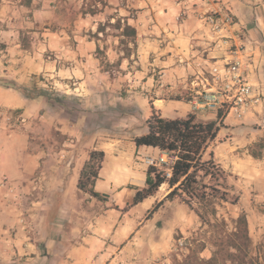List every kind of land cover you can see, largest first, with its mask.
Listing matches in <instances>:
<instances>
[{
	"label": "rangeland",
	"instance_id": "obj_1",
	"mask_svg": "<svg viewBox=\"0 0 264 264\" xmlns=\"http://www.w3.org/2000/svg\"><path fill=\"white\" fill-rule=\"evenodd\" d=\"M144 1L0 0V160L5 156L10 161H26L28 156L23 152L28 139L36 143V149L40 147L47 156H54L47 146L57 147L60 126L68 124L76 129L78 119L83 120L80 131L126 142L121 148V167L143 173L149 168L142 163L143 157L155 155L137 153L128 143L146 128L157 91L161 97L183 102L177 109L181 114H194L199 122L216 120L214 111L193 112L190 107L187 111L194 95L193 73L188 75V85L186 79L174 87L162 81L160 71L139 64L137 47L124 36L123 27L126 19L137 18ZM214 2L222 4L215 12L232 19L224 33L230 41L228 46L242 45L244 51L240 43L244 35L264 33V0L255 3L262 6L258 13L254 3H249L242 17L236 13L241 6L239 0ZM204 25V38L211 46L215 37ZM206 69L199 70L206 73ZM147 77L152 85H147ZM259 84H254L260 93L259 104L240 123H233L237 128L247 126L250 132L260 131V138L249 148L254 155L264 151V88ZM225 117L222 114L217 123ZM224 134L220 140L226 141ZM237 136L240 140L244 137L240 132ZM210 152L211 148L206 150L205 159ZM115 162L112 151L104 152L106 179L114 175L111 169ZM121 176L120 182H125ZM104 185H109L108 181ZM117 186L113 193H100L105 196L101 200L79 190L63 200L53 193H43L44 185L36 181L30 189L19 192L7 176L0 174V264H172L175 258L187 256L188 248L197 242L206 244L199 256L209 258L218 235L233 232L234 220L240 215L251 222L250 228L247 226L251 241L247 261L264 252V198H242L241 189L226 175L211 185L213 190H207L214 197L202 205L193 203V209L174 200L153 211L158 195L133 205L134 196L129 192L138 187L126 183ZM123 214H128L126 221L134 225L132 233L114 248L108 238L106 243H99L97 221L110 226L113 234ZM17 233L24 243L15 242Z\"/></svg>",
	"mask_w": 264,
	"mask_h": 264
},
{
	"label": "crops",
	"instance_id": "obj_2",
	"mask_svg": "<svg viewBox=\"0 0 264 264\" xmlns=\"http://www.w3.org/2000/svg\"><path fill=\"white\" fill-rule=\"evenodd\" d=\"M239 1L241 6L236 8V13L238 16L242 14L241 17L250 8L249 3H254L253 7L256 13H258V9L262 8V6L255 4L259 0ZM110 4H113V2H110ZM221 5L215 3L214 0H185L180 6H174L166 0H145L139 6L140 10L137 12V18L135 20L126 19L127 24L133 26L136 30L135 46L137 47L136 57L139 64L143 68L150 65L153 70L162 73L164 83L178 87L180 83H185L188 75L196 70L208 68L214 62L221 64L223 61L230 59L229 52L224 51V49L218 50L213 47V43L210 46L204 38L206 34L204 15L220 11ZM180 12L185 14L178 17ZM240 43L245 47L242 55L249 71L248 77L259 87V83H261V87L264 88V33L246 34ZM146 83L147 85L153 84L150 77H147ZM186 85H188V79ZM159 93V91L156 92V97L151 104L162 117L173 119L188 115V112L181 114L177 110L183 102L174 98L161 97ZM189 107L190 105L187 103V111H189ZM239 121L225 117L221 123L223 127H220L215 140L210 143L207 149L211 148L214 161L228 178H232V184H236L241 189L242 198L245 195L264 198V151L255 157L249 149L260 138L261 134L259 130H256L259 132H250L247 126L237 128L236 124L233 123ZM82 124L83 120L77 119L75 121L76 129L68 124L60 126L61 135L59 136L58 146H47L48 152L53 151L54 156H47L46 151H42L40 147L36 149V143L28 139L23 154L25 153L28 156L27 158L31 160L27 159L25 161L24 159L20 161L13 158L10 161L2 156L0 174L7 176L18 187L19 192L30 189L31 184L36 181L37 184L44 185L46 192L43 193L46 195L53 193V195H58L60 199L65 200L68 194H74L75 191H78L76 186L79 175L89 158V153L102 150L105 154L110 151L114 153L116 162L111 169V174L114 175H112V178L108 176L106 179L103 174V163L95 182V191L110 194L113 193L115 187H118L117 185L123 183L142 188L146 179V171L138 173L134 169L121 167L119 163L123 153L121 148L126 142L118 138H101L98 132L80 131L83 128L81 127ZM222 128H224L223 132ZM146 132L147 129L144 128L139 136L144 135ZM239 132L244 136L241 140L237 136ZM221 133L227 135L228 139L226 141L220 140ZM134 138L128 143L129 149L133 148L137 153H153L154 157L163 154L152 147H136L133 142ZM36 153H43V156H38ZM121 174L125 177V182H120ZM107 181L109 185L105 186L104 183ZM63 186L65 187L63 188ZM161 188L163 190H160ZM169 191L168 185L163 184L153 196L138 204H142L158 195L155 201L156 204ZM36 192L39 194V191ZM135 192V190H131L129 195L133 197ZM41 198L43 197L41 196ZM43 199L50 200V197L46 198L44 196ZM125 217H128V214L122 215L119 222L120 227L113 234L110 231V226L104 225L98 220L95 232L100 237L101 241L99 240V243H106L105 241L108 238L109 246L114 248L117 243L129 236L134 225L127 222ZM250 224L248 217L247 226L249 228ZM2 232H5L4 229H2ZM21 236L20 233H17L16 243H24L20 239ZM18 245L16 244L17 247ZM45 246H47V243Z\"/></svg>",
	"mask_w": 264,
	"mask_h": 264
},
{
	"label": "trees",
	"instance_id": "obj_3",
	"mask_svg": "<svg viewBox=\"0 0 264 264\" xmlns=\"http://www.w3.org/2000/svg\"><path fill=\"white\" fill-rule=\"evenodd\" d=\"M120 25V21H117ZM124 36L131 38L135 46L136 30L133 26L125 23ZM128 56L131 48H127ZM178 100V99H177ZM189 100V99H188ZM222 118V112L217 113L216 120L199 122L194 114L185 117L165 118L162 117L151 104V115L146 120L147 132L135 137L133 142L136 147H152L162 153H167L175 160L171 166V177L166 178L164 172L149 167L146 171V179L142 188H137L132 204L137 205L144 199L153 196L158 189L167 184L170 191L165 197L156 203L154 210L162 206L166 201L177 200L193 209V203L204 204L214 196L207 193L213 190L212 184L216 185L225 178V173L214 161L213 153H209L205 159L206 150L212 143L221 127L217 123ZM253 156L257 157L258 155ZM104 160L103 151H92L82 168L77 182V189L98 200L103 199L99 192L95 191V182L98 179ZM208 181V184L205 183ZM211 183V184H210ZM203 220L202 214L196 212ZM233 232L228 235H218L215 249L209 258H201L199 255L205 250L204 242H197L188 248L189 253L182 260L175 258L172 264H263L264 252L257 253L254 260L248 262L247 256L251 241L248 235L247 220L245 215L238 216L235 220Z\"/></svg>",
	"mask_w": 264,
	"mask_h": 264
},
{
	"label": "built area",
	"instance_id": "obj_4",
	"mask_svg": "<svg viewBox=\"0 0 264 264\" xmlns=\"http://www.w3.org/2000/svg\"><path fill=\"white\" fill-rule=\"evenodd\" d=\"M180 6L185 0H170ZM204 22L212 32L213 47L229 52L231 58L221 64L214 62L206 69L192 74L191 86L194 95L190 99L193 112H222L226 117L236 120L251 114L260 102L257 87L250 82L247 67L242 55V45L229 43L224 33L231 27L232 19L228 14L214 12L205 14ZM175 157L163 153L156 157L144 156L142 163L164 172L166 178L171 177V166Z\"/></svg>",
	"mask_w": 264,
	"mask_h": 264
},
{
	"label": "bare ground",
	"instance_id": "obj_5",
	"mask_svg": "<svg viewBox=\"0 0 264 264\" xmlns=\"http://www.w3.org/2000/svg\"><path fill=\"white\" fill-rule=\"evenodd\" d=\"M162 187V186H161ZM161 190H163L162 188H161Z\"/></svg>",
	"mask_w": 264,
	"mask_h": 264
}]
</instances>
